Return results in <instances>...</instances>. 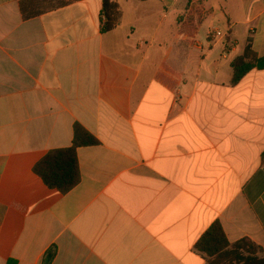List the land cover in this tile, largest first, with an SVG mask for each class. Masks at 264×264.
<instances>
[{
  "label": "crops",
  "instance_id": "1",
  "mask_svg": "<svg viewBox=\"0 0 264 264\" xmlns=\"http://www.w3.org/2000/svg\"><path fill=\"white\" fill-rule=\"evenodd\" d=\"M110 1L104 33V0H0V264H211L216 222L264 251V69L231 84L264 0ZM76 125L98 143L63 194L34 168Z\"/></svg>",
  "mask_w": 264,
  "mask_h": 264
},
{
  "label": "trees",
  "instance_id": "2",
  "mask_svg": "<svg viewBox=\"0 0 264 264\" xmlns=\"http://www.w3.org/2000/svg\"><path fill=\"white\" fill-rule=\"evenodd\" d=\"M145 2L148 0H135ZM205 0H190L187 6V16L196 25H200L204 19ZM102 31L104 33L112 31L118 24L120 16L119 6L110 0L103 2ZM25 19L32 17V14L23 13ZM250 46L244 56L237 58L233 64L232 85H237L252 69H264V57L250 59ZM166 74L178 78L169 69L163 67L159 74V79L171 86L167 82ZM97 139L80 125L75 127V138L73 146L66 149L51 151L34 168L45 185L50 189H55L66 194L75 188L80 181V169L77 158V149L83 146L96 145ZM196 250L211 259V264H264V251L260 246L243 240L232 244L224 231L220 222H216L198 241ZM54 255H50L45 264H51ZM7 264H16L10 260Z\"/></svg>",
  "mask_w": 264,
  "mask_h": 264
},
{
  "label": "built area",
  "instance_id": "3",
  "mask_svg": "<svg viewBox=\"0 0 264 264\" xmlns=\"http://www.w3.org/2000/svg\"><path fill=\"white\" fill-rule=\"evenodd\" d=\"M213 37L215 38H219V39H222L223 37H225V33H223L222 31L220 30H213L212 34H211Z\"/></svg>",
  "mask_w": 264,
  "mask_h": 264
}]
</instances>
